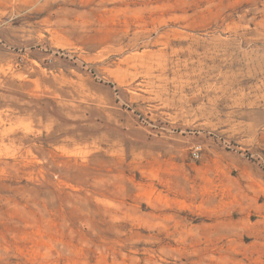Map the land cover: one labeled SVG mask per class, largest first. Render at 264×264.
I'll list each match as a JSON object with an SVG mask.
<instances>
[{"label": "rangeland", "instance_id": "rangeland-1", "mask_svg": "<svg viewBox=\"0 0 264 264\" xmlns=\"http://www.w3.org/2000/svg\"><path fill=\"white\" fill-rule=\"evenodd\" d=\"M0 264H264V0H0Z\"/></svg>", "mask_w": 264, "mask_h": 264}, {"label": "built area", "instance_id": "built-area-1", "mask_svg": "<svg viewBox=\"0 0 264 264\" xmlns=\"http://www.w3.org/2000/svg\"><path fill=\"white\" fill-rule=\"evenodd\" d=\"M193 157H194V158H198V157H199V149H196V150L193 152Z\"/></svg>", "mask_w": 264, "mask_h": 264}]
</instances>
